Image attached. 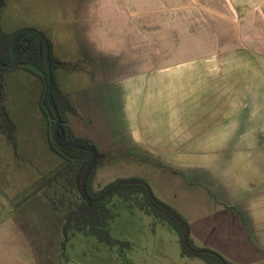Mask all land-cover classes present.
<instances>
[{
    "label": "crops",
    "instance_id": "0c3cea01",
    "mask_svg": "<svg viewBox=\"0 0 264 264\" xmlns=\"http://www.w3.org/2000/svg\"><path fill=\"white\" fill-rule=\"evenodd\" d=\"M4 8L32 18L19 28L43 32L54 56L78 67L55 71L78 111L66 115L78 140L147 167L142 179L187 220L198 246L234 264H264V0H7ZM168 33L178 34L174 61ZM36 230L32 240L43 242ZM14 237L6 244L19 264H43L39 244L20 234V247Z\"/></svg>",
    "mask_w": 264,
    "mask_h": 264
},
{
    "label": "rangeland",
    "instance_id": "374dc122",
    "mask_svg": "<svg viewBox=\"0 0 264 264\" xmlns=\"http://www.w3.org/2000/svg\"><path fill=\"white\" fill-rule=\"evenodd\" d=\"M4 10L2 26L5 32L34 30L31 26L19 28L32 23V18L16 14L13 9ZM167 41L168 61H174L178 58V34L168 33ZM4 79L5 107L18 127V147L14 148L0 130V264L20 263L21 254L13 252L11 245L6 244L10 242L7 236L12 233L14 240L20 242L18 246L25 241H31L32 246L39 244L38 253L43 250L47 254L40 255L43 264H206L197 258H185L179 237L169 225L131 208L120 197H114L109 203L116 214L110 232L119 243L117 246L109 247L95 237L79 233L65 242L63 215L52 210L47 193L60 199L63 194L69 197V192L62 184L34 192L62 165V158L51 150L49 122L40 110L43 86L37 77L22 70L10 71ZM146 169L143 165L106 158L99 166L94 187L99 190L117 179H142ZM39 226L43 227L41 239L44 240L40 243L32 240ZM17 234H24L26 240L22 241Z\"/></svg>",
    "mask_w": 264,
    "mask_h": 264
},
{
    "label": "trees",
    "instance_id": "16d2710c",
    "mask_svg": "<svg viewBox=\"0 0 264 264\" xmlns=\"http://www.w3.org/2000/svg\"><path fill=\"white\" fill-rule=\"evenodd\" d=\"M7 0H0V64L11 62V42L13 34H8L2 27V10ZM44 35V34H43ZM45 36V35H44ZM49 59L53 73V91L55 105L61 117L58 140L63 148L53 142V129L56 122L55 112L48 97V69L41 40L30 35H22L16 44L17 63L11 70L0 72V130L6 135L14 148L18 147L16 140L17 125L9 116L5 102V74L10 71L22 70L37 77L42 86L40 110L49 122L48 136L51 150L62 158V165L51 176L46 177L34 192H40L53 184H62L69 192L60 199L47 193L52 210L63 215V234L65 242L76 233L95 237L100 243L115 247L119 243L111 237L110 227L116 214L109 207L114 197H120L131 208H137L159 222L169 225L178 235L181 253L185 258L200 259L206 264H234L220 253L200 247L191 235L187 220L173 207L161 201L153 192L150 185L141 178L117 179L103 188L96 190L95 178L99 166L106 158L100 156L97 148L85 140H78L67 120V113L78 114L70 97L60 90L55 71L63 69L76 71V65L63 62L53 54L52 43L49 39ZM75 143L73 147L70 144ZM109 157V156H108Z\"/></svg>",
    "mask_w": 264,
    "mask_h": 264
},
{
    "label": "water",
    "instance_id": "95a60500",
    "mask_svg": "<svg viewBox=\"0 0 264 264\" xmlns=\"http://www.w3.org/2000/svg\"><path fill=\"white\" fill-rule=\"evenodd\" d=\"M22 35H30L32 37H35L39 40L42 41L43 43V49H44V54H45V58H46V64H47V69H48V97H49V102L52 106V109L55 112V116H56V122L54 125V129H53V142L60 148H63L65 146H62L58 140V132L60 129V125L62 123L61 121V117L60 114L57 110V107L55 105L54 102V98L52 95V91H53V73H52V68H51V63H50V59H49V43L47 38L40 33L37 30H33V29H20L17 32H15L13 34V39L11 42V62L8 65H2L0 64V72L4 71V70H11L13 67H15L16 63H17V52H16V44L18 41V38ZM76 142L72 143L69 145V147H73L75 145Z\"/></svg>",
    "mask_w": 264,
    "mask_h": 264
}]
</instances>
